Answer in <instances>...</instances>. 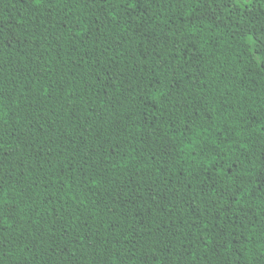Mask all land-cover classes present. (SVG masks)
Instances as JSON below:
<instances>
[{
  "label": "trees",
  "instance_id": "1",
  "mask_svg": "<svg viewBox=\"0 0 264 264\" xmlns=\"http://www.w3.org/2000/svg\"><path fill=\"white\" fill-rule=\"evenodd\" d=\"M264 0H0V264H264Z\"/></svg>",
  "mask_w": 264,
  "mask_h": 264
},
{
  "label": "snow or ice",
  "instance_id": "2",
  "mask_svg": "<svg viewBox=\"0 0 264 264\" xmlns=\"http://www.w3.org/2000/svg\"><path fill=\"white\" fill-rule=\"evenodd\" d=\"M262 46H264V45H262Z\"/></svg>",
  "mask_w": 264,
  "mask_h": 264
}]
</instances>
